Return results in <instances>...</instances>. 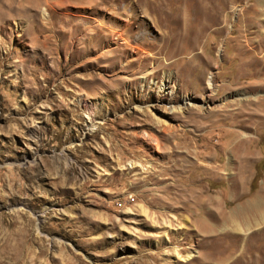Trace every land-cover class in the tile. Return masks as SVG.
<instances>
[{"label": "rangeland", "instance_id": "rangeland-1", "mask_svg": "<svg viewBox=\"0 0 264 264\" xmlns=\"http://www.w3.org/2000/svg\"><path fill=\"white\" fill-rule=\"evenodd\" d=\"M257 200L264 0H0V264H264Z\"/></svg>", "mask_w": 264, "mask_h": 264}, {"label": "bare ground", "instance_id": "bare-ground-1", "mask_svg": "<svg viewBox=\"0 0 264 264\" xmlns=\"http://www.w3.org/2000/svg\"><path fill=\"white\" fill-rule=\"evenodd\" d=\"M207 84L211 85V78L210 77L207 79ZM133 199L134 198H132V201H133ZM117 205L120 206L121 203L118 202ZM223 223L224 224L225 223L230 224L229 226H231L235 231H238L242 235L248 234L254 228L264 227V201L257 200V201H254L253 203L248 204V206H245V208H238V209L233 210L232 212L228 213L225 218H223ZM251 223H253L254 225L251 226L250 225ZM229 226H227V227H229ZM231 231H232V229H231ZM224 232H225V230H224ZM223 262H226V261L223 260Z\"/></svg>", "mask_w": 264, "mask_h": 264}, {"label": "built area", "instance_id": "built-area-1", "mask_svg": "<svg viewBox=\"0 0 264 264\" xmlns=\"http://www.w3.org/2000/svg\"><path fill=\"white\" fill-rule=\"evenodd\" d=\"M132 197H134V196H132V194H128V195H126V201H121V200H116V201H120V203L121 202H132Z\"/></svg>", "mask_w": 264, "mask_h": 264}]
</instances>
